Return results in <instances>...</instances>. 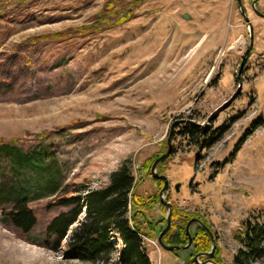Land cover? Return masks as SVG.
<instances>
[{
	"label": "rangeland",
	"instance_id": "374dc122",
	"mask_svg": "<svg viewBox=\"0 0 264 264\" xmlns=\"http://www.w3.org/2000/svg\"><path fill=\"white\" fill-rule=\"evenodd\" d=\"M107 1L0 5L6 7L0 15V142L13 148H0V264H103L63 256L84 213L60 249L51 248L48 226L71 210L61 200L106 188L123 165L130 166L138 195H160L164 183L152 176L155 161L147 172L142 168L167 151L169 137L173 153L162 175L170 181L172 211L175 205L206 219L222 264H235L241 222L264 219V124L247 133L256 119L264 120V18L253 0H242L252 27L237 0H143L121 26L35 41L91 25ZM126 8L116 6L118 17ZM257 9L264 14V0ZM186 123L204 132L205 143L201 134H181ZM19 196L37 218L30 234L3 221ZM162 206L138 218L166 221ZM164 226L156 227L155 239L144 238L151 263L185 264L194 249H163ZM110 240L123 246L115 232ZM118 260L115 251L108 264ZM250 264H264V256Z\"/></svg>",
	"mask_w": 264,
	"mask_h": 264
},
{
	"label": "trees",
	"instance_id": "16d2710c",
	"mask_svg": "<svg viewBox=\"0 0 264 264\" xmlns=\"http://www.w3.org/2000/svg\"><path fill=\"white\" fill-rule=\"evenodd\" d=\"M10 1L0 0V5H7ZM24 1V0H22ZM143 0H108L97 19L85 28H76L74 34L67 36L66 32H58L35 39V41H58L62 39H71L72 36L87 37L93 33H99L105 29L115 28L128 22L135 15V10L141 6ZM126 8L121 12L120 17L116 12V6ZM5 6H0V15L5 12ZM264 124L261 118L256 119L251 124V130ZM181 134L187 137L200 135L204 139V132L200 131L198 126L186 123ZM18 139L13 140V146L18 145ZM9 143L0 142V148L11 150ZM21 153V150H17ZM236 149L230 153L227 160L229 162L235 155ZM164 152L160 151L149 159L143 166L142 171L147 172L152 163ZM21 157V156H20ZM26 157V158H25ZM22 158L28 159L29 155ZM171 157V156H170ZM168 157L160 166L159 172H164V165L169 160ZM163 186V182L155 180V183ZM136 179L133 176L130 166L123 165L118 171L111 175L110 184L101 190H93L86 194L84 198L71 196L64 198L60 204L65 207H71L68 212L57 215L47 228L48 239L54 242L51 247L53 250H59L63 240L67 235L69 227L72 226L81 213L85 214V219L80 226L73 232V242L68 244L64 250L63 256L67 260H81L86 262L109 263L115 251L118 252L119 260L117 264H152L145 248L144 238H156V227L165 223L160 228L159 234L166 227V221L161 222L148 220L143 223L138 217H143V213H150L160 203V195L144 197L136 193ZM161 190V189H160ZM12 209L3 212V221L6 224L14 226L24 234H30L37 224V218L33 210L29 207L26 197L19 196L12 201ZM161 208H164L163 206ZM197 218L201 220L211 231L210 224L206 219L196 213H189L175 205L172 211V225L168 233L163 236V242L168 246H184L188 243L186 227L188 222ZM264 218V214H263ZM240 230L236 234V239L242 244L234 258L235 264H250L253 260L264 256V219L262 222H253L252 220H243ZM116 233L122 242V247L117 248L110 240V234ZM193 236L192 248L195 253L206 254L211 251V237L206 229L195 224L191 228ZM49 244H46L48 246ZM180 252V251H177ZM186 261L185 264H199L193 258L194 255ZM222 250L216 245V250L211 261L216 264H222ZM207 259V258H204Z\"/></svg>",
	"mask_w": 264,
	"mask_h": 264
},
{
	"label": "water",
	"instance_id": "95a60500",
	"mask_svg": "<svg viewBox=\"0 0 264 264\" xmlns=\"http://www.w3.org/2000/svg\"><path fill=\"white\" fill-rule=\"evenodd\" d=\"M238 2V6L241 10V14L242 16L244 17L245 21L247 23H249L250 27L251 26V22H250V19L249 17L247 16V13H246V10L245 8L243 7V4H242V0H237ZM259 0H253L252 2V8L253 10L255 11V13L261 17L264 18V14L261 13L258 9H257V4H258ZM184 18L185 19H189L190 16L188 14H184ZM252 44H253V39H251V46L250 48L247 50L246 52V55H248V53L251 51V48H252ZM244 65V61L241 63V66H240V72L242 70V67ZM239 72V73H240ZM167 143H168V149L165 153H163L159 158H157L155 160V162L153 163V166H152V176L153 178H155L156 180H160L164 183V186L163 188L161 189L160 191V202L163 206L166 207L167 209V214H166V227L163 229V231L160 233L159 237H158V243L159 245L167 250V251H184V250H187L191 247L192 243H193V236L191 234V227L194 225V224H197V225H200L201 227H203L204 229H206L211 237V242H212V247H211V251L209 253H206V254H199V255H196L195 256V260L200 263L199 261V257L200 256H206L208 258H211L214 253H215V250H216V240H215V236L213 234V232L199 219L197 218H193L191 219L188 224H187V227H186V231H187V235L189 237V241L186 245L184 246H179V245H174V246H168L166 245L164 242H163V236L169 232L170 228H171V225H172V203H170L167 198H168V194H169V191H170V181L168 179V177L166 175H162L159 173L158 171V167L159 165L164 162L168 157H170L173 153V144H172V140L171 138L169 137L168 140H167ZM176 190H179L180 188V184H177L176 185ZM209 264H216L214 263L213 261H208Z\"/></svg>",
	"mask_w": 264,
	"mask_h": 264
},
{
	"label": "flooded vegetation",
	"instance_id": "af4514ba",
	"mask_svg": "<svg viewBox=\"0 0 264 264\" xmlns=\"http://www.w3.org/2000/svg\"><path fill=\"white\" fill-rule=\"evenodd\" d=\"M194 225H195V224H194ZM194 225H193V226H194ZM193 226H192V227H193ZM192 227H191V228H192ZM192 244H193V243H192ZM191 248H192V245H191V247H190L189 249L184 250V251H189V250H191ZM199 254H202V253H195V255H194V260H195V256H196V255H199ZM204 258H207V259H204ZM211 258H212V257H211ZM210 260H211V259L208 258V257H206V256H200V257H199V261H200L199 264H209L208 261H210ZM195 261H196V260H195ZM196 262H197V261H196Z\"/></svg>",
	"mask_w": 264,
	"mask_h": 264
}]
</instances>
